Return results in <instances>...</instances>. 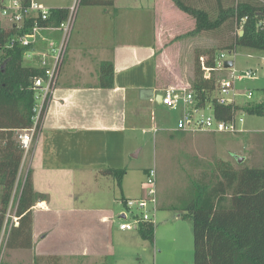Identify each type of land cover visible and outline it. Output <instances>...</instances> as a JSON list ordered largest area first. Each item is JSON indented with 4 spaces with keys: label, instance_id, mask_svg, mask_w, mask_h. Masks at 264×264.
<instances>
[{
    "label": "rangeland",
    "instance_id": "1",
    "mask_svg": "<svg viewBox=\"0 0 264 264\" xmlns=\"http://www.w3.org/2000/svg\"><path fill=\"white\" fill-rule=\"evenodd\" d=\"M112 1L114 5H80L75 15L74 30L72 27L71 38L69 35L66 44L69 38L71 39L69 41L70 46L74 40L78 42L81 39H89L92 44L103 43L108 39V42L114 39L116 44L119 42L134 43L133 39L142 41L143 38L145 40L146 30L150 29L154 19V1ZM259 1L264 2V0ZM32 2L48 9H70L72 7L71 0H32ZM9 3L10 0H5L6 5ZM2 26V29H10L11 23L8 20H2ZM193 37L199 43L195 52L218 46V41L215 39L202 36ZM195 52L192 54L193 71ZM220 53H223L225 61H231L233 66L229 69L219 68L214 72L216 84L232 78V75H241L251 70L254 75L250 79H243L234 83L233 92L235 96L233 99L235 103L240 105L247 102H261V91L264 89V53L245 47H238L236 52L231 54L226 51ZM31 55L32 52L27 50L23 59L24 66H30L29 57ZM187 55L189 56L187 50L182 51V56L177 62L174 60L176 59L175 53L167 57L169 64L174 61L176 63H173L175 65L173 70L171 65L169 66L170 73H166L165 68L161 69L165 73L163 78L165 87L172 85L170 80L173 78V71V74L183 76L182 71L185 72L186 70L184 59ZM206 72L208 71L206 70ZM167 76L169 78H166ZM185 78L187 79V75ZM249 92L252 93V97L247 99L246 95ZM157 93L160 92L157 91ZM218 97L219 94L216 89L212 93V98ZM169 112L170 114L159 106L146 111H138L133 107L128 109L125 116L128 115L127 125L139 123L137 125L145 131L126 132L127 138L133 139V143L138 148L127 157V174L124 178L123 187L119 190L114 184L113 189L110 188V191L103 193L102 190L95 187L97 181H103L101 178L97 177L98 179L95 181V176H93L90 182L84 178L77 181L80 189L89 183V186L98 190L97 193H93L89 191V188L84 187L82 188L84 192L77 197L86 202L87 206L100 211L84 212L86 214L81 216L82 220H78L77 225L67 229L73 230L67 234L70 240L73 239V242L67 243L65 246L72 245L78 256L72 260L62 258L63 261H66L63 262L60 259L59 264H193L194 249L191 223L187 218L179 217L175 208L190 198L192 181L202 176L209 177L219 160L227 161L233 167L239 165L261 167L264 161V117L249 116L237 112L234 118L238 133L203 132L202 134H205L206 139V142H203L184 137L182 134L178 135L176 129L181 114L179 110ZM210 115H212V111L210 105H207L197 116L206 117ZM169 134L175 135L164 139V136ZM37 135L38 132L35 136L33 135L28 153L31 151ZM159 139L163 140L162 144L157 143L156 140ZM138 150L140 152L136 155ZM25 152L27 153V151ZM240 158L243 159V162L238 164L237 160ZM150 169H156L154 186L156 185L157 201L162 204H169L171 208L154 210L153 204L150 203L143 210H139L137 207L127 208L121 200L122 194L128 198L127 200L135 201L139 199H132L134 197H129L127 194L138 198L143 196L144 198L148 190L153 188V185L147 184L146 173ZM145 170L147 171L145 172ZM24 172L25 168L21 172L20 180L23 179ZM95 175L101 176L98 173ZM108 181L112 182L113 180L108 178ZM13 207V204L10 203L6 216L8 222L0 234V261L6 264H30L31 259L28 252H24L22 249L10 250L5 247L7 231L11 226H14V223H17L13 221L15 211ZM123 214L126 216L125 219L120 218ZM145 214L148 217L144 219L146 221L142 222L153 224V244L141 237L140 225L137 229L130 231H121L119 228L121 224L133 222L134 219H143ZM103 218H106L105 221ZM62 228L60 227V229ZM60 229L55 233L53 232L50 238V240L55 239L57 244ZM53 245L57 246L56 244ZM91 252L101 254L100 258L90 257Z\"/></svg>",
    "mask_w": 264,
    "mask_h": 264
},
{
    "label": "crops",
    "instance_id": "2",
    "mask_svg": "<svg viewBox=\"0 0 264 264\" xmlns=\"http://www.w3.org/2000/svg\"><path fill=\"white\" fill-rule=\"evenodd\" d=\"M153 1L154 19L150 29L146 30L145 40L133 39L134 43L116 44L112 38L110 42L108 39L103 43L92 44L89 39H81L78 42L74 40L70 46L71 34L67 44L65 42V55L59 66L38 135L31 151L25 152L19 170V178L23 168V178L28 172L31 173L35 192L44 196L31 210L32 247L24 250L30 254V264L34 257L57 256L63 261L62 258L72 260L78 256L72 245L65 246L73 242L67 235L73 230L67 229L77 225L78 220H82L81 216L86 214L84 212L100 210L87 206L77 195L84 192V187L93 193H97V189L103 193L113 189L116 183L112 178L108 177L113 183L108 178L96 176L95 173L107 168L126 169V176L127 157L138 148L133 139L127 138L126 132L145 131L137 125L139 123L127 125L128 115L125 116L128 109L133 107L138 111H146L159 106L170 114L171 110L161 105V93L167 88L191 89L194 79L192 54L199 43L195 37L176 39L191 33L195 29V20L180 11L171 0ZM63 39V32L59 29L37 30L28 38L29 50L32 52L29 67H51L53 56L50 52L58 48ZM184 50H187L189 56L184 59L186 70L182 71L183 76L173 74V71V78L170 80L172 85L165 87L164 71L170 73V65L174 69L173 63L180 59ZM174 53L176 62L169 64L167 57ZM104 62H112L114 66V86L108 90L98 87V70ZM162 68L165 70L161 71ZM176 133L206 142L203 132L176 130ZM174 135H166L164 139ZM156 141L163 143L162 139ZM139 152L138 150L136 155ZM93 176L95 181L98 178L103 180L96 182L97 189L89 186V183L81 189L78 188L79 179L84 178L90 182ZM124 178L119 190L123 187ZM127 195L134 197L132 199L145 198ZM123 199L126 201L128 198L122 194L121 200ZM170 208L171 205L162 204L156 199L154 210ZM125 217L123 214L120 218ZM105 219L103 218L104 221ZM59 229L57 244L55 239L50 238ZM100 256L98 253H90V257L96 259Z\"/></svg>",
    "mask_w": 264,
    "mask_h": 264
},
{
    "label": "trees",
    "instance_id": "3",
    "mask_svg": "<svg viewBox=\"0 0 264 264\" xmlns=\"http://www.w3.org/2000/svg\"><path fill=\"white\" fill-rule=\"evenodd\" d=\"M183 13L195 20V29L182 37L202 36L218 41L216 48L196 51L194 79L191 91L198 110L210 105L218 121H231L237 112L264 117L262 101L245 104H220L212 93L218 83L214 72L217 60L226 51L235 53L245 47L264 53V2L259 0H171ZM32 0H21L28 8ZM113 5L112 0H81L80 5ZM5 0H0V10ZM67 8H51L45 21L26 16L23 24L0 31V234L8 222L10 203L13 204L17 226L7 231L5 247L27 250L32 247V207L44 199L35 192L31 173L20 180L19 170L25 151L15 139L18 130L33 128L36 79L45 78V70L23 65L30 47H23L18 38L30 35L35 27L57 28L66 21ZM242 31V36L239 32ZM14 40L13 45L9 46ZM206 70L209 73L205 77ZM114 66L101 63L98 87L112 89ZM42 119L35 128L34 136ZM126 169H103L98 174L112 178L120 189ZM191 196L175 208L179 217L187 218L192 227L193 264H264V161L261 167H233L219 160L209 177L192 181ZM123 199V203H125ZM151 222L140 224L141 237L151 244L154 230ZM57 256L34 257L32 264H59ZM0 264L2 263L0 261Z\"/></svg>",
    "mask_w": 264,
    "mask_h": 264
},
{
    "label": "built area",
    "instance_id": "4",
    "mask_svg": "<svg viewBox=\"0 0 264 264\" xmlns=\"http://www.w3.org/2000/svg\"><path fill=\"white\" fill-rule=\"evenodd\" d=\"M72 7L69 9V15L66 21L62 22L57 28L47 27L42 29H59L63 32V42L61 45L53 49L50 53L53 56V65L49 68H43L45 70L44 79H36L33 86V91L35 92V107L34 112V125L30 130H18L15 132V138L18 144L22 147L24 151H28L32 138L35 132L36 126L39 124V121L42 119L49 98L52 92L53 87L56 83L57 73L59 66L65 55V42L68 39L73 24L76 11L79 7L81 0H71ZM48 8L41 6L38 3L31 2L28 8L22 6L21 0H10L9 5L5 4V7L0 10V31L2 29V20H8L11 23V27H19L23 24L25 17L34 16L39 17L42 21H45L49 16ZM40 28L35 27L32 34L18 38V42L23 47H29L30 43L28 38L31 37L37 30ZM14 40H12L9 46L13 45ZM46 55L43 56V65L46 64ZM225 62V55L221 54L217 60V68H223V63ZM45 67V66H44ZM254 75L253 71L249 70L241 75H232V78L222 80L218 83V94L217 98L220 104H230L234 103V83L241 81L243 79H250ZM209 73H205V77H208ZM247 99L252 97V93H247ZM161 105L169 110H179L181 118L177 122V131H186V132H207V133H227V134H236L238 130L236 129L235 118L231 121L224 122L216 120L212 115L210 116H197L201 110H198L195 107V101L193 93L190 89L185 88H167L161 93L160 96ZM241 121V120H240ZM147 184L153 185V188L148 190L146 197L144 199H139L135 201L127 200L125 205L127 208L137 207L139 210L147 208V205L153 204L155 207L156 204V187L154 186L156 171L155 169H150L147 173ZM153 207V209H154ZM148 215H143V219L137 218L133 222L124 223L120 225V230L130 231L137 229L142 221H146ZM13 221L17 222L15 217ZM17 223H14V226H17Z\"/></svg>",
    "mask_w": 264,
    "mask_h": 264
},
{
    "label": "water",
    "instance_id": "5",
    "mask_svg": "<svg viewBox=\"0 0 264 264\" xmlns=\"http://www.w3.org/2000/svg\"><path fill=\"white\" fill-rule=\"evenodd\" d=\"M239 36H242V31L239 32ZM232 66H233V63H232L231 61H225V62L223 63V69H229V68H231ZM237 162H238V164H241V163L243 162V159L240 158V159L237 160Z\"/></svg>",
    "mask_w": 264,
    "mask_h": 264
}]
</instances>
